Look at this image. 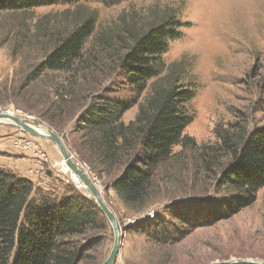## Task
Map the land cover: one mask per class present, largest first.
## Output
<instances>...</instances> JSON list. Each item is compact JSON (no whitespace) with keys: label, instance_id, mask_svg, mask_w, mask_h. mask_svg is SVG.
<instances>
[{"label":"rangeland","instance_id":"obj_1","mask_svg":"<svg viewBox=\"0 0 264 264\" xmlns=\"http://www.w3.org/2000/svg\"><path fill=\"white\" fill-rule=\"evenodd\" d=\"M166 14L180 21L181 36L170 41L162 55L165 71L158 81L169 71L193 90L188 103L193 119L183 134L197 145L212 144L216 126L226 127L242 117L251 129L264 128V0H82L76 5L0 11V113L17 116L20 111L26 122L61 136L72 160L115 215L119 244L113 264L264 261V186L249 206L208 222L209 205L225 196L224 191L214 188L213 179L200 181L195 151L175 146L173 153L182 154L158 169L146 207L130 209L111 186L114 174L101 175L73 150L80 136V114L93 95L132 102L123 115L125 123L144 105L152 81L143 92L135 91L119 69V57L131 33L143 32ZM85 16L93 18L94 31L73 71L33 74L57 41ZM62 160L53 140L0 123L1 168L56 197L69 194L70 188L88 197ZM173 214L195 222L192 229H182L187 233L181 239L158 243L143 231L155 218L176 223ZM88 239L97 243L87 249L89 258L82 264H103L114 241L106 217L72 238L79 244Z\"/></svg>","mask_w":264,"mask_h":264},{"label":"trees","instance_id":"obj_2","mask_svg":"<svg viewBox=\"0 0 264 264\" xmlns=\"http://www.w3.org/2000/svg\"><path fill=\"white\" fill-rule=\"evenodd\" d=\"M81 1L0 0V11ZM94 25L90 16L78 21L32 73L73 71ZM180 26L176 17L166 14L143 32L131 33L130 42L122 47L119 69L138 93L152 81L150 93L128 123L123 115L132 102L93 95L80 114V136L73 150L101 175L114 174L111 186L124 206L142 209L158 169L181 156L182 151L173 153V148H190L196 152L194 170L201 175L200 181L213 179L214 188L224 191L225 196L210 204L206 214L208 222H215L252 204L264 186V128L251 129L242 117L226 127L216 126L212 144L197 145L183 134L193 119L188 109L193 90L169 71L158 81L165 71L162 55L170 41L181 36ZM70 189L69 194L56 197L0 167V264H82L89 258L86 251L96 240L79 244L72 238L97 227L105 217L94 201ZM172 216L176 223L155 218L143 231L158 243L181 239L187 233L182 229H192L195 222L179 214Z\"/></svg>","mask_w":264,"mask_h":264},{"label":"water","instance_id":"obj_3","mask_svg":"<svg viewBox=\"0 0 264 264\" xmlns=\"http://www.w3.org/2000/svg\"><path fill=\"white\" fill-rule=\"evenodd\" d=\"M0 123H6L16 128H19L28 135L43 139H51L55 142L63 160L65 161L67 166L77 175L78 180L81 182L80 186L82 187L83 192L96 203V205L99 207L101 212L105 215V217L112 226L114 233L113 246L111 248L109 256L103 264H113L118 253L119 244L118 229L116 225L115 215L104 202V200L100 196L99 190L93 185L87 173L76 162L72 160L61 136L51 129H48L41 125L30 124L19 116H14L3 112L0 113ZM221 264H264V261L239 259L226 261Z\"/></svg>","mask_w":264,"mask_h":264},{"label":"built area","instance_id":"obj_4","mask_svg":"<svg viewBox=\"0 0 264 264\" xmlns=\"http://www.w3.org/2000/svg\"><path fill=\"white\" fill-rule=\"evenodd\" d=\"M13 114H14V113H13ZM11 115H12V114H11ZM16 115L19 116V117H22L20 111H17V112H16ZM25 117H27V116H25ZM63 161H64V160H62V163H63V164H66V163H64ZM70 178H71L72 180L76 181V180H77V175H76L73 171H71V172H70Z\"/></svg>","mask_w":264,"mask_h":264},{"label":"bare ground","instance_id":"obj_5","mask_svg":"<svg viewBox=\"0 0 264 264\" xmlns=\"http://www.w3.org/2000/svg\"><path fill=\"white\" fill-rule=\"evenodd\" d=\"M78 179V178H77ZM78 183L81 184V182L78 180Z\"/></svg>","mask_w":264,"mask_h":264},{"label":"crops","instance_id":"obj_6","mask_svg":"<svg viewBox=\"0 0 264 264\" xmlns=\"http://www.w3.org/2000/svg\"><path fill=\"white\" fill-rule=\"evenodd\" d=\"M24 163V162H23ZM28 162H26V164H27ZM23 165V164H22ZM28 165V164H27ZM24 166V165H23ZM29 166V165H28Z\"/></svg>","mask_w":264,"mask_h":264}]
</instances>
